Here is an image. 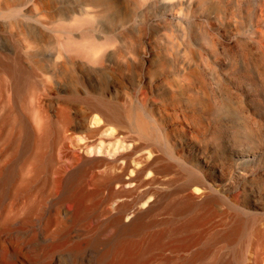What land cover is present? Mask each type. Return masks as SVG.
Returning <instances> with one entry per match:
<instances>
[{
    "label": "bare ground",
    "instance_id": "6f19581e",
    "mask_svg": "<svg viewBox=\"0 0 264 264\" xmlns=\"http://www.w3.org/2000/svg\"><path fill=\"white\" fill-rule=\"evenodd\" d=\"M0 161V208L27 194L58 240L7 225L11 260L237 264L264 211V0H0Z\"/></svg>",
    "mask_w": 264,
    "mask_h": 264
},
{
    "label": "rangeland",
    "instance_id": "374dc122",
    "mask_svg": "<svg viewBox=\"0 0 264 264\" xmlns=\"http://www.w3.org/2000/svg\"><path fill=\"white\" fill-rule=\"evenodd\" d=\"M78 136V135H77ZM77 136L72 137L71 144L69 145V148L72 151V158L70 161L74 162L75 160H78L80 156L82 155V151L79 149V141L77 139ZM79 137V136H78ZM75 158H74V156ZM101 155V154H100ZM106 157H110V153L106 152ZM75 159V160H74ZM8 161H0V164H6ZM23 177V173H22ZM27 201V194L22 193V210H20L19 205L15 201H9L4 207L0 208V228L3 229L7 225H10V228L17 227L22 223L25 224L26 232L32 233L33 228H39L38 231L40 234H37L39 239L41 238L40 242L41 244L44 242V244H51L55 240L58 241L55 237V235H52V237L55 239L53 241L44 239L43 232H41L42 228L46 225V219H44V224H41V221H36V223L33 221L30 222H23L25 218V203ZM20 203V201H18ZM95 202V201H94ZM110 210L114 209V204H112L109 207ZM247 210V209H246ZM249 210V209H248ZM247 210V212H248ZM246 212V213H247ZM245 215L246 218H249V230L247 232L246 237L242 238L238 242V249H239V257L237 259V264H248L250 263L251 259L254 258L255 250L251 247V240L253 239V233L255 229H262L264 232V211H254V214ZM157 218V216L155 217ZM162 216L159 217L158 220H161ZM256 219V220H255ZM106 220L105 216H102L99 212L95 213L93 218L90 219L88 227L90 229L96 230L100 228L104 224ZM166 225L163 224H157L153 227V231L157 232L164 228H166ZM54 226L52 227V229ZM217 228V230H223V226L220 223H215L207 227V230H213ZM250 231V232H249ZM111 231H108L105 233V235L110 234ZM104 237V236H103ZM83 238V237H82ZM250 238V239H249ZM134 241H140L143 239L142 235H137L134 238ZM27 244L25 243V246H22V254H19L18 259H9V257L6 255L7 252H10L11 249L15 248L13 246V240L10 238V235L6 234L3 236L0 235V247H3L5 250L3 251L0 248V264H32L37 257L38 252H34L32 248H29V242L28 239L26 240ZM242 243V244H241ZM27 245V246H26ZM226 244L225 243H219L215 246L214 251L219 252L222 256H228V251L226 250ZM2 251V252H1ZM187 253L186 255H188ZM262 254H264V249L262 250ZM181 255H185V253H177L174 250L170 248L164 247L163 249L160 248H154L150 251V261L148 264H160L165 259H170L173 261H176L177 258ZM95 255H92V257L89 259L88 264H96ZM46 261V259L44 260ZM52 260L48 262L46 261L45 264L50 263ZM71 258L69 255L64 256H57L56 260L52 261L54 264H70Z\"/></svg>",
    "mask_w": 264,
    "mask_h": 264
}]
</instances>
